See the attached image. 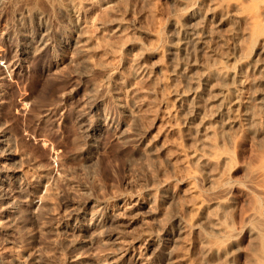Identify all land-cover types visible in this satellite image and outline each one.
<instances>
[{
  "label": "rangeland",
  "instance_id": "1",
  "mask_svg": "<svg viewBox=\"0 0 264 264\" xmlns=\"http://www.w3.org/2000/svg\"><path fill=\"white\" fill-rule=\"evenodd\" d=\"M209 4L0 0V264H264V134L210 120L202 139L168 94L184 87L168 76L170 23L191 7L213 27ZM233 27L256 52L253 28ZM194 149L223 157L201 167Z\"/></svg>",
  "mask_w": 264,
  "mask_h": 264
},
{
  "label": "bare ground",
  "instance_id": "2",
  "mask_svg": "<svg viewBox=\"0 0 264 264\" xmlns=\"http://www.w3.org/2000/svg\"><path fill=\"white\" fill-rule=\"evenodd\" d=\"M170 1L179 2V0ZM209 2L210 7L206 18L209 22L213 21V27L208 26V23L204 21L197 20L196 12L191 7L184 20L179 21L175 18L170 23L173 39L167 47L172 59L168 76L172 81L182 78L184 87L174 86L169 89L168 94L173 97L176 110L188 124L191 134L197 136V133H200L202 139H205L209 128L206 124L210 120H215L218 130L222 133H228L231 128L239 126L248 134L263 135L264 36L260 33L261 30L255 28L264 26V2L260 1L249 12L243 10L245 7L239 1L228 0L219 3L217 0H209ZM240 22L245 27L253 28L250 38L252 43L259 44L258 50L254 53L246 54L244 48L242 49L240 43L234 39L233 26ZM217 26H226V39L224 34L215 36ZM224 44L226 49L232 52L224 53ZM196 56L201 58L200 62H190L188 72L183 71L184 66L182 67L179 61ZM223 63L226 66H221ZM165 84L163 83L164 86ZM215 156L216 152L213 151L206 153L196 149L190 151V160L201 167L215 164L213 161L216 160ZM222 157H218L217 160H221ZM206 178L209 180L210 176ZM228 204L229 202H217L216 206L224 209ZM141 205L138 206L141 207ZM207 208L203 203L198 204V210L202 213ZM112 218L107 219L103 227L107 240L114 237L110 232L106 233L114 224L115 218L114 220ZM207 222L211 230L221 236L230 238L235 234L222 223L220 216H215ZM84 232L85 230L79 229L80 234ZM179 232L180 230L177 231ZM249 233H253L252 229H249ZM202 244L204 254L228 256L227 252L221 248ZM254 262L253 264H258V259Z\"/></svg>",
  "mask_w": 264,
  "mask_h": 264
}]
</instances>
